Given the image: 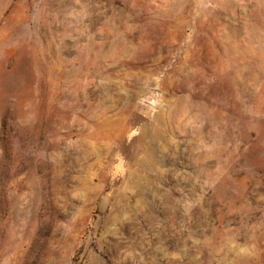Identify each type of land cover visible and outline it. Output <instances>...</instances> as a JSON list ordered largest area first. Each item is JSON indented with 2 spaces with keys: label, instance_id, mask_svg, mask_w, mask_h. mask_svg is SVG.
Masks as SVG:
<instances>
[{
  "label": "rangeland",
  "instance_id": "1",
  "mask_svg": "<svg viewBox=\"0 0 264 264\" xmlns=\"http://www.w3.org/2000/svg\"><path fill=\"white\" fill-rule=\"evenodd\" d=\"M0 264H264V0H0Z\"/></svg>",
  "mask_w": 264,
  "mask_h": 264
}]
</instances>
